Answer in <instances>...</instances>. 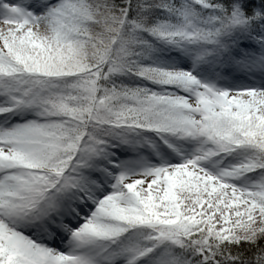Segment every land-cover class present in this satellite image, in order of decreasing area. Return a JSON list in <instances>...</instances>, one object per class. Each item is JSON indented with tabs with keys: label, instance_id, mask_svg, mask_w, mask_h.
<instances>
[{
	"label": "snow or ice",
	"instance_id": "obj_1",
	"mask_svg": "<svg viewBox=\"0 0 264 264\" xmlns=\"http://www.w3.org/2000/svg\"><path fill=\"white\" fill-rule=\"evenodd\" d=\"M0 264H264V0H0Z\"/></svg>",
	"mask_w": 264,
	"mask_h": 264
}]
</instances>
